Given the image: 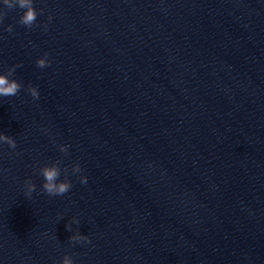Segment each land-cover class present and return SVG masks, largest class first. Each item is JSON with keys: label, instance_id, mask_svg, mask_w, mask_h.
Segmentation results:
<instances>
[{"label": "water", "instance_id": "water-1", "mask_svg": "<svg viewBox=\"0 0 264 264\" xmlns=\"http://www.w3.org/2000/svg\"><path fill=\"white\" fill-rule=\"evenodd\" d=\"M33 5L0 24V264H264V0Z\"/></svg>", "mask_w": 264, "mask_h": 264}, {"label": "clouds", "instance_id": "clouds-1", "mask_svg": "<svg viewBox=\"0 0 264 264\" xmlns=\"http://www.w3.org/2000/svg\"><path fill=\"white\" fill-rule=\"evenodd\" d=\"M2 5L3 7H0V24H2L7 11L19 8L20 10H22V14L20 15L17 23L24 26L26 29H31L36 25L38 13L34 8L33 0H2ZM49 20H51V17H49ZM42 27L45 31L47 30L46 24ZM4 30L8 33H12L13 28L11 25H9ZM47 55L48 54L45 53L43 58L36 60L35 63L38 68L43 69L49 66L50 61H48ZM18 67H21V65H13L12 67L8 68L5 74H0V97L15 96L21 90L22 85L20 83H18L15 79H9V77L13 75L15 69ZM26 91L34 100L39 98L37 89L31 84L26 87ZM0 143L7 144L11 149H15L17 146L15 140L12 137L4 134H0ZM59 151L63 154H67L68 147L63 145L59 146ZM59 164L60 162L56 161L50 165H45L38 170L39 175L43 178V183L41 185L42 191L50 197L62 196L68 193L72 187V184L67 179V168L63 169L65 178L62 181L59 179L61 175V168L59 167ZM80 172L81 168L79 164H73V166L71 167V173L73 175H76ZM79 180L81 184L87 183V178L85 176H80ZM35 190L36 187L30 179L24 181L25 197L31 199V194ZM71 223L78 224L79 221L73 218ZM65 229L66 231H71V225L66 224ZM81 242L87 244L90 243V240L87 236L81 235L78 232L69 237L70 244H77ZM60 264H73V260L69 256L65 255L60 261Z\"/></svg>", "mask_w": 264, "mask_h": 264}]
</instances>
